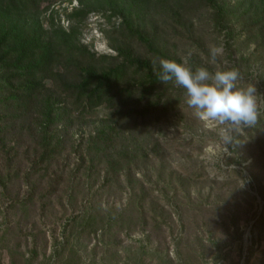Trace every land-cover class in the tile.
I'll list each match as a JSON object with an SVG mask.
<instances>
[{"label": "rangeland", "instance_id": "1", "mask_svg": "<svg viewBox=\"0 0 264 264\" xmlns=\"http://www.w3.org/2000/svg\"><path fill=\"white\" fill-rule=\"evenodd\" d=\"M225 1L221 25L209 0H135L133 25L155 40V54L103 0H83L100 10L83 23L68 18L80 0H37L34 19L48 36L79 26L80 44L97 56L128 44L156 68L161 58L238 68L262 115L260 127L231 132L198 118L184 89L160 123L125 125L97 148L89 140L112 110L76 107L68 133V122L53 129L62 152L41 162L42 116L2 112L0 264H264V0ZM213 46L224 49L214 65Z\"/></svg>", "mask_w": 264, "mask_h": 264}, {"label": "trees", "instance_id": "2", "mask_svg": "<svg viewBox=\"0 0 264 264\" xmlns=\"http://www.w3.org/2000/svg\"><path fill=\"white\" fill-rule=\"evenodd\" d=\"M103 1L102 6L119 14L128 35L150 52L161 54L155 40L142 27L133 25L130 12L135 0ZM80 2L81 7L68 14L71 21L83 23L90 13L100 11ZM209 2L223 25L231 8L225 0L222 4L218 0ZM36 4L37 0H0V134L4 132L2 112L10 118L38 112L43 118L41 162H46L62 152L59 140L63 136L53 129L68 122L63 132L70 131L73 108L84 111L106 106L112 110L111 123L89 140L97 148L112 141V135L125 125H156L178 109L184 89L171 91L173 82L159 81L160 68L151 59L139 57L128 44L113 46L116 56H97L80 44L79 26L55 38L48 36L39 20L34 19ZM226 28L221 30L234 40L236 37ZM250 129L244 128L246 132Z\"/></svg>", "mask_w": 264, "mask_h": 264}, {"label": "clouds", "instance_id": "3", "mask_svg": "<svg viewBox=\"0 0 264 264\" xmlns=\"http://www.w3.org/2000/svg\"><path fill=\"white\" fill-rule=\"evenodd\" d=\"M222 46L210 48V63L216 64L223 56ZM159 81L164 84L173 82L185 89L187 105L194 114L207 122L226 127L231 132L241 128H253L260 123L261 111L255 85L239 86L243 76L238 68H229L210 72L205 67L193 70L182 58V62L161 58ZM155 70V67H154ZM225 143L233 141L223 137Z\"/></svg>", "mask_w": 264, "mask_h": 264}]
</instances>
